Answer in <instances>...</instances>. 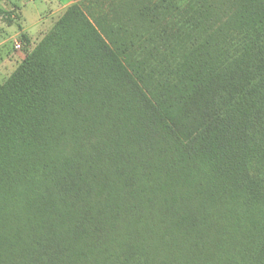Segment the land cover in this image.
<instances>
[{"label": "trees", "instance_id": "16d2710c", "mask_svg": "<svg viewBox=\"0 0 264 264\" xmlns=\"http://www.w3.org/2000/svg\"><path fill=\"white\" fill-rule=\"evenodd\" d=\"M0 264H264V0H80L27 50Z\"/></svg>", "mask_w": 264, "mask_h": 264}, {"label": "rangeland", "instance_id": "374dc122", "mask_svg": "<svg viewBox=\"0 0 264 264\" xmlns=\"http://www.w3.org/2000/svg\"><path fill=\"white\" fill-rule=\"evenodd\" d=\"M80 0H0L10 18L0 17V84L5 83L26 58L52 33L65 13ZM28 36L27 47L21 36Z\"/></svg>", "mask_w": 264, "mask_h": 264}]
</instances>
